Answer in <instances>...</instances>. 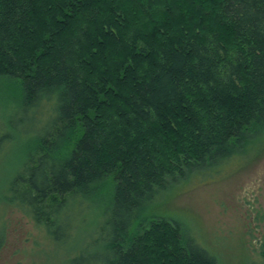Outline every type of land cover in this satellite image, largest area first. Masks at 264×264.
Masks as SVG:
<instances>
[{
	"label": "trees",
	"instance_id": "trees-1",
	"mask_svg": "<svg viewBox=\"0 0 264 264\" xmlns=\"http://www.w3.org/2000/svg\"><path fill=\"white\" fill-rule=\"evenodd\" d=\"M0 105L3 203L59 245L103 219L63 264H219L163 208L264 151V0H0Z\"/></svg>",
	"mask_w": 264,
	"mask_h": 264
},
{
	"label": "rangeland",
	"instance_id": "rangeland-1",
	"mask_svg": "<svg viewBox=\"0 0 264 264\" xmlns=\"http://www.w3.org/2000/svg\"><path fill=\"white\" fill-rule=\"evenodd\" d=\"M13 113L12 105H0V117ZM23 144L24 137L17 136L0 159V231H4L0 264H63L84 245L89 246L90 256L96 252L109 256L103 248L91 245L96 227L103 221L96 207L87 212L86 223L65 245H59L33 221L3 203L6 186L20 164ZM219 171L203 182L193 179L163 212L184 223L185 230L192 233V243H199L219 264H264L260 257L264 242V151L249 164H238L237 168L231 164ZM196 235L199 239L193 238Z\"/></svg>",
	"mask_w": 264,
	"mask_h": 264
}]
</instances>
